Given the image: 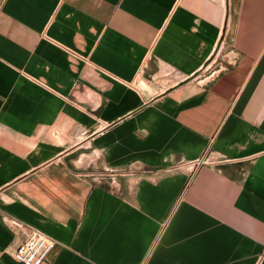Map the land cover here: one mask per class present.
<instances>
[{
	"label": "crops",
	"instance_id": "1",
	"mask_svg": "<svg viewBox=\"0 0 264 264\" xmlns=\"http://www.w3.org/2000/svg\"><path fill=\"white\" fill-rule=\"evenodd\" d=\"M264 264V0H0V264Z\"/></svg>",
	"mask_w": 264,
	"mask_h": 264
},
{
	"label": "built area",
	"instance_id": "2",
	"mask_svg": "<svg viewBox=\"0 0 264 264\" xmlns=\"http://www.w3.org/2000/svg\"><path fill=\"white\" fill-rule=\"evenodd\" d=\"M56 242L37 229H31L28 237L15 251L13 257L20 264H44Z\"/></svg>",
	"mask_w": 264,
	"mask_h": 264
}]
</instances>
